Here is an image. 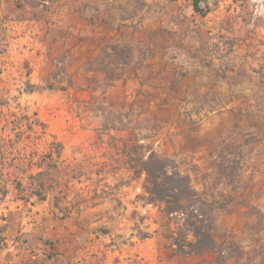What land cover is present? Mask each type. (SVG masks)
<instances>
[{"label":"rangeland","instance_id":"rangeland-1","mask_svg":"<svg viewBox=\"0 0 264 264\" xmlns=\"http://www.w3.org/2000/svg\"><path fill=\"white\" fill-rule=\"evenodd\" d=\"M193 1L0 0V264H264V0ZM151 152L217 251L173 252Z\"/></svg>","mask_w":264,"mask_h":264},{"label":"trees","instance_id":"trees-1","mask_svg":"<svg viewBox=\"0 0 264 264\" xmlns=\"http://www.w3.org/2000/svg\"><path fill=\"white\" fill-rule=\"evenodd\" d=\"M194 11L202 13L197 0L193 1ZM131 166L135 175L143 176V190L149 202L164 205L167 215L179 214L183 225L172 236V249L176 254L190 256L217 251L218 245L213 235V225L208 205L191 188L188 178L177 170L169 160L150 153L146 159L136 160ZM40 200H44L40 193ZM225 249L221 247L219 253Z\"/></svg>","mask_w":264,"mask_h":264}]
</instances>
